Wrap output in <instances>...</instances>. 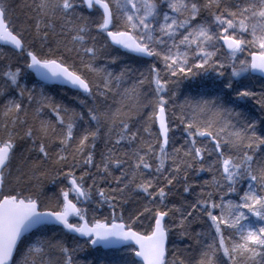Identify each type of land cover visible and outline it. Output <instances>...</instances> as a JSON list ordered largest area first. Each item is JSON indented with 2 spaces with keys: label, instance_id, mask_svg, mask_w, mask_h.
<instances>
[{
  "label": "snow or ice",
  "instance_id": "1",
  "mask_svg": "<svg viewBox=\"0 0 264 264\" xmlns=\"http://www.w3.org/2000/svg\"><path fill=\"white\" fill-rule=\"evenodd\" d=\"M0 264H264V0H0Z\"/></svg>",
  "mask_w": 264,
  "mask_h": 264
},
{
  "label": "trees",
  "instance_id": "2",
  "mask_svg": "<svg viewBox=\"0 0 264 264\" xmlns=\"http://www.w3.org/2000/svg\"><path fill=\"white\" fill-rule=\"evenodd\" d=\"M18 2V0H17ZM18 11V10H17ZM4 51H10V49L7 48H3ZM124 62H128V61H124ZM100 63H106V61H100ZM49 91L53 94L56 95L57 98H63L65 97V91L62 90V88H57V87H49ZM76 93L72 92V91H67L66 95L68 98H70L71 96L75 95ZM50 190H51V186H49ZM194 227H197L196 225H194Z\"/></svg>",
  "mask_w": 264,
  "mask_h": 264
},
{
  "label": "bare ground",
  "instance_id": "3",
  "mask_svg": "<svg viewBox=\"0 0 264 264\" xmlns=\"http://www.w3.org/2000/svg\"><path fill=\"white\" fill-rule=\"evenodd\" d=\"M34 77V75H33ZM50 87H57V88H63V86H58V85H55V86H50ZM72 92L76 93L75 90H72Z\"/></svg>",
  "mask_w": 264,
  "mask_h": 264
},
{
  "label": "water",
  "instance_id": "4",
  "mask_svg": "<svg viewBox=\"0 0 264 264\" xmlns=\"http://www.w3.org/2000/svg\"><path fill=\"white\" fill-rule=\"evenodd\" d=\"M4 48H8L9 49V47H7V46H3ZM34 75V74H33Z\"/></svg>",
  "mask_w": 264,
  "mask_h": 264
}]
</instances>
